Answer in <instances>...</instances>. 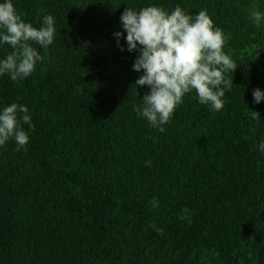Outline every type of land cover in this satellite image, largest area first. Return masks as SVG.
I'll return each instance as SVG.
<instances>
[{"label": "trees", "instance_id": "16d2710c", "mask_svg": "<svg viewBox=\"0 0 264 264\" xmlns=\"http://www.w3.org/2000/svg\"><path fill=\"white\" fill-rule=\"evenodd\" d=\"M12 2L56 32L47 50L32 43L43 59L30 76L0 75V111L25 105L35 126L23 124L26 150L0 146V264H264V20L250 15L264 0ZM152 5L206 10L237 65L222 110L193 90L164 132L133 110L150 88L134 86L143 71L120 21ZM12 51L0 44V60Z\"/></svg>", "mask_w": 264, "mask_h": 264}, {"label": "clouds", "instance_id": "9594fccd", "mask_svg": "<svg viewBox=\"0 0 264 264\" xmlns=\"http://www.w3.org/2000/svg\"><path fill=\"white\" fill-rule=\"evenodd\" d=\"M250 15L255 26L259 27L264 14L253 11ZM120 21L127 33V51L138 52L133 71H143L134 86L147 85L150 88L144 94L142 104L133 105L138 116L164 132L163 125L170 122L185 94L193 90L200 104L209 105L213 111L222 110V97L233 85L232 79H225L224 73L235 71L237 65L223 51L224 33L214 27L206 10H200L193 17L179 5L171 13L156 5L139 11L127 7ZM54 23L51 15H45L43 26L37 29L21 19L12 0L0 3V44L10 45L13 50L0 60V75H9L12 81L30 76L37 62L43 59L32 43L47 50L54 40ZM114 36L119 47L122 33L117 31ZM120 50L125 49L120 47ZM253 97L254 103L258 104L264 100V92L254 89ZM23 124H28L30 129L35 127L27 106L12 103L4 107L0 111V146L14 138L16 150L25 149L29 135ZM259 149L264 153V141L259 143ZM145 163L151 165V161ZM155 230L163 234V229Z\"/></svg>", "mask_w": 264, "mask_h": 264}, {"label": "rangeland", "instance_id": "374dc122", "mask_svg": "<svg viewBox=\"0 0 264 264\" xmlns=\"http://www.w3.org/2000/svg\"><path fill=\"white\" fill-rule=\"evenodd\" d=\"M239 25L241 26L242 25V21H240ZM234 27V26H233Z\"/></svg>", "mask_w": 264, "mask_h": 264}]
</instances>
